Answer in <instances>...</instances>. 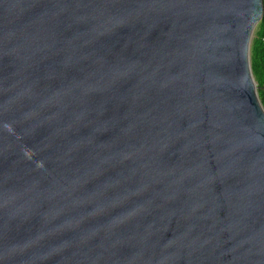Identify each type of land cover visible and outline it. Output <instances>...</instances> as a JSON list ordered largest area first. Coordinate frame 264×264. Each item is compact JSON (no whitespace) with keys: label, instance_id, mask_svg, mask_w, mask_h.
Returning a JSON list of instances; mask_svg holds the SVG:
<instances>
[{"label":"water","instance_id":"obj_1","mask_svg":"<svg viewBox=\"0 0 264 264\" xmlns=\"http://www.w3.org/2000/svg\"><path fill=\"white\" fill-rule=\"evenodd\" d=\"M263 0H0V264H264Z\"/></svg>","mask_w":264,"mask_h":264},{"label":"trees","instance_id":"obj_2","mask_svg":"<svg viewBox=\"0 0 264 264\" xmlns=\"http://www.w3.org/2000/svg\"><path fill=\"white\" fill-rule=\"evenodd\" d=\"M250 65L258 87L259 99L264 108V0L263 16L255 28L250 45Z\"/></svg>","mask_w":264,"mask_h":264}]
</instances>
